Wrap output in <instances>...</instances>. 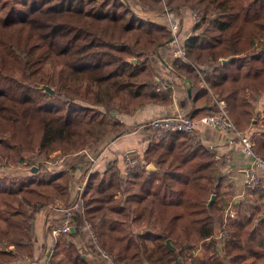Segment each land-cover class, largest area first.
Instances as JSON below:
<instances>
[{
  "label": "trees",
  "instance_id": "16d2710c",
  "mask_svg": "<svg viewBox=\"0 0 264 264\" xmlns=\"http://www.w3.org/2000/svg\"><path fill=\"white\" fill-rule=\"evenodd\" d=\"M164 3L199 10L184 38L186 59L171 58L198 86L194 98L211 102L190 115L220 112L222 102L233 125L223 131L233 139L251 132L253 151L264 157V106L261 117L255 110L264 92V0H0V162L75 154L90 140L108 142L129 130L120 115L168 104L173 88L150 90L163 63L151 58L171 35L153 15ZM256 114L260 131L252 132ZM196 134L151 129L145 165L126 169L110 159L97 170L86 157L80 175L70 162L59 170L39 164L34 173L0 169V264L32 258L36 213L57 200L69 206L78 181L83 210L72 216L74 230L55 239L52 264H90L72 242L77 231L89 240L90 226L116 264H228L217 256L221 248L232 264H264V186L230 202L227 156ZM224 204L236 216L223 227ZM225 228L230 234L220 246L215 235Z\"/></svg>",
  "mask_w": 264,
  "mask_h": 264
},
{
  "label": "crops",
  "instance_id": "0c3cea01",
  "mask_svg": "<svg viewBox=\"0 0 264 264\" xmlns=\"http://www.w3.org/2000/svg\"><path fill=\"white\" fill-rule=\"evenodd\" d=\"M190 21L185 20V25L189 26ZM184 78L181 80L178 79V75H174L176 93L170 94L171 101L168 104H149L145 108L136 111L133 115H120L119 118L125 125L132 126L133 129L121 133L119 136L112 138L109 141V145L103 154L96 160L94 168L97 170H102L104 168L105 162L112 158L117 159L120 162V159L117 156V153L120 151H129L136 154L142 153L148 138V129L144 128L142 123H144L151 115L156 113H162L167 110L173 109L175 107H180L186 109L187 112L194 111L196 115L205 113L211 107V102L205 99L204 96H199L194 98L198 86L195 85L192 80L191 90L188 94L183 83ZM174 97V98H173ZM264 106V92L261 96L258 97L255 110L259 114ZM257 114L254 115L253 124L256 123V126L251 127V131H260L259 120ZM259 117L260 114H259ZM258 127V128H257ZM196 140L201 141L204 145L208 146L216 156L226 155L227 156V166L225 168L226 174L230 177L231 182L234 184V192L232 195V202L237 204L245 197L246 192L248 191L243 185L244 171L247 165L249 164V157L243 154L241 145L237 138L233 139L229 132L219 131L207 127H199L197 129V134L195 135ZM151 168V167H150ZM149 168V169H150ZM263 179H264V171ZM73 198V192L70 194L68 201ZM62 201H56L57 206L55 208L59 209ZM264 204V201H263ZM59 206V207H58ZM53 207V206H52ZM40 215H36L35 222V233L36 239L34 240V253L31 259L19 260L15 264H46L47 259L49 260L50 251L54 245V241L57 238L52 233V226L45 223L48 218L53 216L52 223L56 219L54 213L48 212L44 213L40 211ZM149 231V230H148ZM77 250L82 253L83 256L88 257L89 251L84 244H78Z\"/></svg>",
  "mask_w": 264,
  "mask_h": 264
},
{
  "label": "rangeland",
  "instance_id": "374dc122",
  "mask_svg": "<svg viewBox=\"0 0 264 264\" xmlns=\"http://www.w3.org/2000/svg\"><path fill=\"white\" fill-rule=\"evenodd\" d=\"M163 2H164V0H163ZM132 7L136 11H140V8H139L138 5H132ZM179 9L180 10H178V11L177 10H173L172 8H168L165 5V3H164L163 7H162V10L159 11V12H155L153 15H155L157 17V19L162 24H165L167 27L169 26V21H168V16H169V18L172 21L173 25H175L174 30L176 32V38L178 40H181V39H184L187 36V33H189L190 24H189V26L185 25V20L192 21L191 15H193L194 13H198L199 10H198V8L196 6L187 7V6H183V5H181ZM140 12H142V11H140ZM144 16H146L147 18H150V17L155 18V16H152L150 13H148V14H146ZM171 36H172V34L170 35V37ZM167 51H168V48H166V47H163V48L160 47L159 48V46H158L157 50H155V56L156 57H152L151 60L156 65L160 64L158 58H160V60H162L163 63L160 64L159 67L157 68V71L159 72V74L155 75V76H159L160 75V76H162L164 78H168V80L170 79L171 82H170V80H169V82H170V84L172 83V86H173L172 93L175 94L176 93V89H174V87H175L174 86L175 85L174 75H178V79H180V80H181V78L183 76L180 75L179 73H177L174 68H172L171 58H173V57L171 56L170 53L167 54ZM54 60H59V57L53 56L52 57V61H54ZM43 87H44V89H45V87L50 88L47 84H43ZM150 90H154L152 82L150 84ZM158 92H161V91H158ZM180 109H182V108L175 107L173 109L167 110V111L162 112V113L153 114L144 123H142V125H143L144 128H147L148 131L150 132L151 127L148 126V123L153 118H156L157 116H160V115H167V114L176 112V111H178ZM184 111H186V109H184ZM119 120H120V118H119ZM127 127L129 128V130L133 129L132 126L130 127L128 125ZM199 127H202V126H199ZM129 130H127V131H129ZM149 132H148V134H149ZM191 133H193V132H191ZM243 133H244V135L250 136L251 132H247V133L243 132ZM91 142H94V143H91ZM104 144H106V145L102 148V146ZM108 145H109V141L108 142H103V141L100 140V141L95 142V140H90L85 147L79 149L77 151V153H75V154H66L65 153V154L61 155L59 153V151H56V152H52L48 159L41 160V161H37V160L33 159V161L30 164H28V165H25V164H21L20 165V164H17V162H15L14 160H6L4 162H0V169H1V171L4 170V172H7V173L18 172V171L21 172V173H34L36 170H38L39 164H41L42 166H47L49 169H52V170H59V169H62L63 167H65V166H67L69 164V162H70L71 164H75L76 165L77 173L80 175V174H82L81 172H82V170L84 168L83 167L84 164H82V162L84 160V157L91 158L92 161L95 164L96 160L103 154V151H105L107 148H109V147H107ZM97 151H98L99 155L97 157H94V154L97 153ZM134 154H135L134 152H129V151H120V152L117 153L116 157H118L120 159V162L117 159H116V161H117V164L120 166L121 169H126L128 167H131V166H134V165H138L137 163L136 164H132V165H126L125 164L126 157L138 158L139 159V161H138L139 165H143V164L145 165V162L142 160V157H141L142 153H139V157L134 156ZM114 159L115 158H112L111 160H114ZM150 164H148V166ZM148 166H147V168H149ZM151 168H154L153 164H151ZM262 171H264V170H261V171L259 170L256 175H257L259 180H263L264 181L263 176H262L263 173H261ZM77 176L78 175L75 174L74 179H77L78 178ZM76 186L77 187L78 186L81 187V184H80L79 181H78L77 184L75 183L74 187H76ZM76 188H75V190H76ZM208 199L210 200V198H208ZM57 201H59V200H57ZM230 202H232V201L230 200ZM231 204H227V205L224 204L225 206H223L221 208L222 209L221 211L224 212L225 209L231 208ZM54 205L57 206L56 201L53 202L52 204H49L46 207H42V209L40 210V211H42L44 213L51 212V213L55 214L56 219L53 221L54 223H52V219H53L52 217L53 216H51V218L50 217L48 218L47 216L45 217V219L47 220L45 223L49 224V226H52V228H54L55 226L59 225L58 219H59V217L61 215L62 208H64L63 205H61V204H60V208L59 209L55 208ZM40 211L36 213L37 216L40 215V214H43V213H40ZM36 215H35V222H36ZM234 215L236 216V213ZM149 226H152V224L149 223ZM89 229L93 230L91 226L88 227V231H87V235L86 236H87V239L89 238V240L84 241L85 240L84 239L85 238L84 235H82L81 232L77 231V233L75 234V237L73 238L72 242L75 245V247L78 244H84L86 246V248L88 249V251H89V254H88L87 258H88L90 264H97L101 260V257L99 255L98 248H96L95 245H94V242H96L99 247H101V246H100L98 240L95 238L94 230H93V234L94 235L92 236V235H90ZM137 229H139V226L137 227ZM220 230H223V229H220ZM141 231H148V229L147 228L144 229V227H143ZM224 233H225V235L227 237V236H229L230 231L229 230L226 231V228H225ZM54 235L59 237L61 234H54ZM188 244H189V242H187L183 246L184 249H185V252H187L186 248H188ZM199 248H200V246L198 244L194 245L193 248H192V252L194 251V253L196 254L198 252ZM76 249H77V247H76ZM221 250H222V248L217 250V252H218L217 256L218 257L221 256L220 258H222V260H225L228 264H232L231 261L228 260V258L227 259L223 258V253H222ZM26 259H31V258H26L25 257L24 259H21V260H26ZM14 264H15V262H14ZM48 264H52L50 260H49ZM56 264H63V263L60 262V263H56Z\"/></svg>",
  "mask_w": 264,
  "mask_h": 264
},
{
  "label": "built area",
  "instance_id": "2783aa9c",
  "mask_svg": "<svg viewBox=\"0 0 264 264\" xmlns=\"http://www.w3.org/2000/svg\"><path fill=\"white\" fill-rule=\"evenodd\" d=\"M191 18L194 22L198 18V13H194L191 15ZM169 28L171 30L172 36L169 38L167 42L160 45L159 48L166 47L168 48L167 54L170 53L173 58H182L186 59L183 44L184 39L178 40L176 38V32L174 30L175 25H173L172 21L168 16ZM156 78V79H155ZM170 80V79H169ZM168 78H164L162 76H154L152 84L154 91H163L166 89H172V83L170 84ZM222 102H220L219 108L220 112H216L214 114H204L199 117H193L189 112L184 111V109H180L176 112L160 115L156 118H153L148 126L153 130H161V131H184V132H193L198 129L199 126L212 128L215 130H228L233 128V125L229 118L227 117L224 108L222 107ZM237 138L239 140V144L241 145L242 151L247 154L249 157V164L245 168L244 171V179L243 185L245 188L249 190H255L259 187L264 186V181L259 180L257 177V173L260 170H264V157L257 155L253 149V141L251 138L244 134H238ZM138 158L126 157L125 164H139ZM81 187H77L76 190H73V198L70 201L69 206H65L62 208L61 215L58 219L59 225L52 228L53 234H68L71 232V227L73 226L72 216L75 212H81L83 210V198L81 195ZM235 208L231 205V208L224 210V220L222 222V226L226 224L227 218H233L235 215ZM90 235L93 234V230L89 229ZM226 238L224 230H220L216 235V243L220 246L222 245L223 240ZM96 248H98L99 255L101 260L97 264H115L113 256L105 249L98 246L96 242H94ZM95 249V248H94ZM49 260L47 259L46 264H48Z\"/></svg>",
  "mask_w": 264,
  "mask_h": 264
},
{
  "label": "water",
  "instance_id": "95a60500",
  "mask_svg": "<svg viewBox=\"0 0 264 264\" xmlns=\"http://www.w3.org/2000/svg\"><path fill=\"white\" fill-rule=\"evenodd\" d=\"M227 59H223V61H226ZM183 83L185 85V88H186V91L187 93L189 94L190 93V90H191V82L188 78H184L183 79ZM45 90L51 92V88H48V87H45ZM149 168L151 167V164L148 166ZM214 196L212 195L211 198H213ZM74 230V227L72 226L71 227V231ZM167 243L169 244V241H167Z\"/></svg>",
  "mask_w": 264,
  "mask_h": 264
}]
</instances>
